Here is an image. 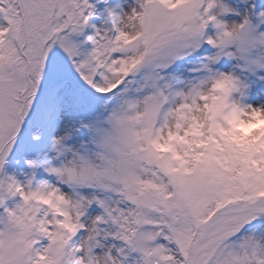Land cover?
<instances>
[{
	"label": "rangeland",
	"instance_id": "374dc122",
	"mask_svg": "<svg viewBox=\"0 0 264 264\" xmlns=\"http://www.w3.org/2000/svg\"><path fill=\"white\" fill-rule=\"evenodd\" d=\"M51 2L0 0L1 146L25 129L0 152V264H73L80 227L83 264H264V0ZM23 16L52 52L31 121ZM222 203L250 206L194 257Z\"/></svg>",
	"mask_w": 264,
	"mask_h": 264
},
{
	"label": "bare ground",
	"instance_id": "6f19581e",
	"mask_svg": "<svg viewBox=\"0 0 264 264\" xmlns=\"http://www.w3.org/2000/svg\"><path fill=\"white\" fill-rule=\"evenodd\" d=\"M260 202L261 203H264V198L263 199H261L260 200ZM249 204L248 205H245V206H231V205H227V206H224V207H222L221 208V210L223 211V212H227V211H240V210H246V209H248L249 208ZM212 221V220H211ZM211 221L209 222V223H211ZM196 247H195V250H194V252H196Z\"/></svg>",
	"mask_w": 264,
	"mask_h": 264
},
{
	"label": "trees",
	"instance_id": "16d2710c",
	"mask_svg": "<svg viewBox=\"0 0 264 264\" xmlns=\"http://www.w3.org/2000/svg\"><path fill=\"white\" fill-rule=\"evenodd\" d=\"M42 20L44 19V17L43 18H41ZM45 23H47V24H49V22H48V20L47 19H44L43 20ZM47 35V34H46ZM42 56V55H41ZM42 58L40 57V56H36V57H34L33 58V61H35V65H36V72H38L39 71V69L43 66V63H42ZM34 82L33 81H31V84H33ZM9 138H11V136L9 137ZM8 138V139H9ZM7 139V140H8ZM50 259H51V257H50Z\"/></svg>",
	"mask_w": 264,
	"mask_h": 264
}]
</instances>
